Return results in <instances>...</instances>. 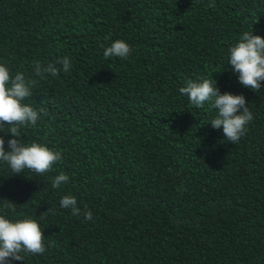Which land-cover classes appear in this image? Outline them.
I'll return each mask as SVG.
<instances>
[{
	"label": "trees",
	"instance_id": "obj_1",
	"mask_svg": "<svg viewBox=\"0 0 264 264\" xmlns=\"http://www.w3.org/2000/svg\"><path fill=\"white\" fill-rule=\"evenodd\" d=\"M244 32L264 37V0H0V63L43 109L18 140L62 154L43 175L0 161V215L37 220L46 249L7 264H264V81L243 86L228 52ZM117 39L132 53L105 58ZM63 57L69 72L35 74ZM190 79L245 96L236 144L179 92Z\"/></svg>",
	"mask_w": 264,
	"mask_h": 264
},
{
	"label": "clouds",
	"instance_id": "obj_2",
	"mask_svg": "<svg viewBox=\"0 0 264 264\" xmlns=\"http://www.w3.org/2000/svg\"><path fill=\"white\" fill-rule=\"evenodd\" d=\"M133 49L124 40L117 39L104 49L105 58L119 57L126 59ZM229 62L234 72L238 73L239 82L254 91L259 92L264 81V37L253 32H244L239 41L228 50ZM60 65V67H57ZM71 70V60L68 57L59 58L55 63L46 66L35 62V74L41 79L48 74L59 75ZM192 105L202 108L206 102L217 110V115L209 122L214 129L222 127L224 137L228 142L236 144L246 132V126L253 120V113L246 104L243 94L231 92L221 93L220 89L209 79L202 81L188 80L186 86L179 88ZM32 95L30 83L25 74L18 72L13 77L9 68L0 63V130L8 126V132L13 138L8 140V150H5V140L0 137V161L7 163L15 174L24 173L25 169L38 175L52 170L53 166L62 160V154L47 145L33 142L23 144L18 140L21 126L36 125L40 112L23 101ZM68 175L61 172L55 176L52 187L58 188L67 183ZM64 209H70L73 216H80L82 210L77 206L74 196L65 195L60 200ZM14 207L13 205H8ZM85 220H92L90 210L83 212ZM44 232L37 220L24 218L16 221L0 215V264H7L10 259L24 260L22 252L33 255L45 252Z\"/></svg>",
	"mask_w": 264,
	"mask_h": 264
}]
</instances>
